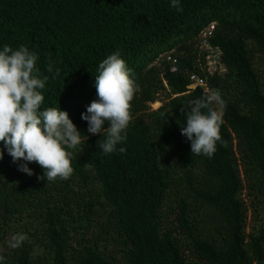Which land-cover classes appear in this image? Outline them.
Instances as JSON below:
<instances>
[{
    "label": "trees",
    "instance_id": "1",
    "mask_svg": "<svg viewBox=\"0 0 264 264\" xmlns=\"http://www.w3.org/2000/svg\"><path fill=\"white\" fill-rule=\"evenodd\" d=\"M170 4L0 0V50L35 52L40 77H48L42 110L67 111L88 137L72 150L71 178L51 182L38 179L44 169L37 163L28 164L31 176L21 172L23 161L13 163L0 142L4 264H264V0H180L182 12ZM199 39L216 51L223 71L208 70L206 53L196 61ZM116 51L140 91L126 141L105 154L103 133H89L81 114L98 99L99 63ZM165 52L170 59H159ZM191 74L226 101L227 147L218 143L211 158L192 154L181 134L191 101L208 93L187 87ZM162 80L178 96L144 112ZM9 228L26 234L21 247L8 246Z\"/></svg>",
    "mask_w": 264,
    "mask_h": 264
},
{
    "label": "clouds",
    "instance_id": "2",
    "mask_svg": "<svg viewBox=\"0 0 264 264\" xmlns=\"http://www.w3.org/2000/svg\"><path fill=\"white\" fill-rule=\"evenodd\" d=\"M170 6L183 11L180 0H171ZM37 60L38 55L23 45L16 50L4 45L0 50V142L7 148L13 163L23 161L18 165L21 172L31 176L33 170L28 164L34 162L44 169V175L38 179L67 180L74 173L72 150L88 137L81 134L67 111L59 107L42 110L45 97L41 90L48 77H40ZM47 71H52L51 63ZM58 72L59 69L56 74ZM95 86L98 99L87 106L81 118L88 122L89 133H103L98 146L109 154L127 139V129L133 119L132 101L140 86L119 51L99 63ZM225 106L219 90H211L191 101L181 134L190 141L192 154L211 158L218 143L227 147L221 134ZM105 121L109 124L107 128H104ZM119 151L125 149L121 147ZM3 155L0 151V160ZM26 239V234L16 233L8 246L19 248ZM4 261L5 257L0 255V264Z\"/></svg>",
    "mask_w": 264,
    "mask_h": 264
},
{
    "label": "rangeland",
    "instance_id": "3",
    "mask_svg": "<svg viewBox=\"0 0 264 264\" xmlns=\"http://www.w3.org/2000/svg\"><path fill=\"white\" fill-rule=\"evenodd\" d=\"M194 49L196 50V53H197V58H196V61L199 63L200 60H201V56L203 54L206 53V56H205V60H207V57L210 59L209 63L210 65L208 66L210 68V70H217L219 69L220 71H223L224 68L219 64L218 65V62L216 64V61L218 60V56H217V53L213 51V53H209V51H212L208 45L205 43V41L203 40H200L199 41L197 40L194 44ZM170 53H162L160 56H159V59L160 58H166L167 60V57L169 56ZM215 54V56H214ZM171 55V54H170ZM253 56H254V65L255 67L258 69V70H261L262 67L259 66L258 64V61L260 60L259 59V55L258 53H253ZM171 59H172V56H171ZM208 59V60H209ZM155 62H158V59L155 61ZM216 64V65H215ZM200 65V64H199ZM215 65V66H214ZM161 77V74L159 73V78ZM206 91V90H205ZM206 92H210L209 90H207ZM189 93V92H187ZM153 96H154V100H151V101H147L144 103V112L146 113H151V112H154V111H157L158 108L164 106L165 104L168 103V101L173 98V97H176L178 96V94H173L169 87L166 85V83L164 82V80H162V83H158L154 89V93H153ZM189 99H185V101H188ZM157 102V103H155ZM153 103H155L153 105ZM141 111H137V113H141ZM247 191L244 192L241 194V198H244V200L250 204L251 200L249 199V197L247 196ZM246 194V195H245ZM258 214L260 215L261 218L264 217V202H260V205H258ZM252 211L249 210L248 212V219H247V226H246V230L249 231L252 224H253V218H252ZM8 235H7V244H8V241H10L11 237L13 236V231H12V228H9L8 229Z\"/></svg>",
    "mask_w": 264,
    "mask_h": 264
},
{
    "label": "built area",
    "instance_id": "4",
    "mask_svg": "<svg viewBox=\"0 0 264 264\" xmlns=\"http://www.w3.org/2000/svg\"><path fill=\"white\" fill-rule=\"evenodd\" d=\"M214 56H215V54H214ZM167 59L169 60L170 59V56H168ZM208 59L209 58L207 57V66L210 65V63H209L210 59L209 60ZM216 64H217V61H216ZM208 70H210L209 67H208ZM189 80H190V83L194 84L195 87L196 86H201V87H204V90H206V91L208 90L207 87L205 86V82L201 78H199V76H197L196 74H191L189 76Z\"/></svg>",
    "mask_w": 264,
    "mask_h": 264
},
{
    "label": "water",
    "instance_id": "5",
    "mask_svg": "<svg viewBox=\"0 0 264 264\" xmlns=\"http://www.w3.org/2000/svg\"><path fill=\"white\" fill-rule=\"evenodd\" d=\"M189 89H191V88H194L195 86H194V84H189L188 86H187ZM155 103H157V102H155ZM155 103H153V105L155 104Z\"/></svg>",
    "mask_w": 264,
    "mask_h": 264
}]
</instances>
